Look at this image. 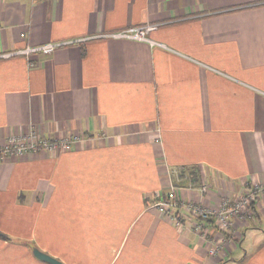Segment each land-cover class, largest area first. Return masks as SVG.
I'll use <instances>...</instances> for the list:
<instances>
[{"label": "crops", "instance_id": "obj_1", "mask_svg": "<svg viewBox=\"0 0 264 264\" xmlns=\"http://www.w3.org/2000/svg\"><path fill=\"white\" fill-rule=\"evenodd\" d=\"M148 23L164 48L101 37ZM29 130L77 139L0 161V264H264V0H0V147ZM169 181L249 215L178 228Z\"/></svg>", "mask_w": 264, "mask_h": 264}, {"label": "built area", "instance_id": "obj_2", "mask_svg": "<svg viewBox=\"0 0 264 264\" xmlns=\"http://www.w3.org/2000/svg\"><path fill=\"white\" fill-rule=\"evenodd\" d=\"M158 29V24H144L142 26L130 27L122 31L112 32L101 37L108 40L144 42L150 47L164 48L161 44L152 41L149 35ZM64 43H47L36 47H28L17 54L25 57L30 55H50L54 50ZM77 137L57 140L41 136L35 130H29L24 134H15L8 137L6 144L0 147V161L9 158H19L27 154L43 152L54 153L68 150ZM171 181H169V190L163 195H158L153 201L151 208L158 214L169 219L176 227L182 228L190 226L194 232L205 237L204 227L206 222H211L222 231H229L232 227V220H244L248 213L250 204L254 199L251 192H245L238 199H223L218 206L211 209L198 202L185 201L179 191ZM203 194L207 191L206 185L200 187ZM219 248L209 249L210 255L217 254Z\"/></svg>", "mask_w": 264, "mask_h": 264}, {"label": "water", "instance_id": "obj_3", "mask_svg": "<svg viewBox=\"0 0 264 264\" xmlns=\"http://www.w3.org/2000/svg\"><path fill=\"white\" fill-rule=\"evenodd\" d=\"M33 255L43 261V262H46L48 264H62L59 260L55 259V258H52L51 256L43 253V252H40L38 249L34 248L33 249Z\"/></svg>", "mask_w": 264, "mask_h": 264}, {"label": "trees", "instance_id": "obj_4", "mask_svg": "<svg viewBox=\"0 0 264 264\" xmlns=\"http://www.w3.org/2000/svg\"><path fill=\"white\" fill-rule=\"evenodd\" d=\"M0 237H1V238H4V236H3L2 234H0Z\"/></svg>", "mask_w": 264, "mask_h": 264}, {"label": "rangeland", "instance_id": "obj_5", "mask_svg": "<svg viewBox=\"0 0 264 264\" xmlns=\"http://www.w3.org/2000/svg\"><path fill=\"white\" fill-rule=\"evenodd\" d=\"M62 152V151H61Z\"/></svg>", "mask_w": 264, "mask_h": 264}]
</instances>
